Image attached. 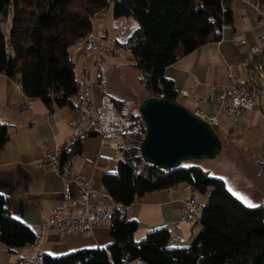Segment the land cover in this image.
I'll list each match as a JSON object with an SVG mask.
<instances>
[{
  "label": "trees",
  "instance_id": "16d2710c",
  "mask_svg": "<svg viewBox=\"0 0 264 264\" xmlns=\"http://www.w3.org/2000/svg\"><path fill=\"white\" fill-rule=\"evenodd\" d=\"M231 2L0 0V76L18 82L27 99L41 101L49 109L69 107V98L77 89L72 50L92 31L94 17L109 10L112 19H130L137 24L125 40L117 42L130 53L132 67L145 75L143 88L152 97L178 103L172 83L164 79L165 69L202 46L220 41L223 28L233 24ZM260 3L264 7V0ZM96 80L101 86L102 69ZM252 84L262 90L254 80ZM114 102L121 111L123 102ZM128 117L138 120L140 115ZM214 131L218 135L217 128ZM145 134L142 122L131 127L116 172L102 179V189L123 207L115 211L108 226L112 244L58 258L42 255L40 264H264V203L245 206L223 180L199 166L182 164L161 170L145 163L139 149ZM9 137L7 126L0 123V151ZM80 140L71 142L62 158L78 154ZM258 166L264 173V161L259 160ZM179 184L189 185L200 196L208 195L200 230L189 246L168 248L164 229L135 242L138 224L126 217L125 208L136 198ZM34 238L30 228L10 217L8 200L0 196V243L13 252Z\"/></svg>",
  "mask_w": 264,
  "mask_h": 264
},
{
  "label": "crops",
  "instance_id": "0c3cea01",
  "mask_svg": "<svg viewBox=\"0 0 264 264\" xmlns=\"http://www.w3.org/2000/svg\"><path fill=\"white\" fill-rule=\"evenodd\" d=\"M231 8L233 24L223 28L220 41L202 46L180 58L164 71V79L172 83L177 93V102L190 111L198 109L209 115L214 113L215 105H199V101L215 95L217 91L213 89L214 86L222 87L226 84L228 68H236L240 77L248 80L253 79L245 77L243 70L249 71L248 75L251 70H256L257 66H262L264 70V51L256 58L255 63L247 58L248 49L262 36L261 31L254 26L255 13L240 0H232ZM107 12L108 16H101L103 13H100L93 21H105V31L113 40L123 41L136 29L133 24L124 22L128 19H113L116 29L110 30L113 22L111 23L110 11ZM93 26L92 23V28L95 29ZM93 33L96 34V31ZM237 36H242L244 45L234 41ZM71 55L74 70L78 69L76 77L90 71V59L80 57L74 50ZM104 64L99 65L94 73L104 69ZM95 80L96 77L93 86L95 99L106 94L122 102L106 89L104 79L101 86ZM143 90L144 93L136 102L134 110L128 111L124 109V105L121 106L124 115L136 114L140 103L150 96L144 88ZM182 91L187 92L188 96L182 97ZM25 102L26 96L19 85L17 87L14 80L0 76V123L7 126L10 136L0 151V196L8 200L10 217L30 228L36 236L41 224L50 219L53 208L65 198H76L77 185L71 183L70 193L66 196L63 193L61 178L39 164L45 148L61 143L62 152L70 150L67 149L71 143L68 127L71 117L69 107L49 109L41 101L30 100L28 111H19L18 107ZM217 131L222 143L219 155L224 156L220 159L217 158L218 155L213 159L215 164L210 163L209 166L212 171L203 170L210 176L223 180L228 191L232 189L229 192L245 206L247 205L244 200L233 193L256 206L264 203V173L260 172L258 166L259 160L264 161V108L260 98L257 107L236 122L232 123L221 115ZM79 142L81 151L69 156L72 157L73 172L82 175L91 187L102 188L103 177L116 172L122 153L100 144L96 137H85ZM245 166L251 168V175L241 172ZM223 168L234 169L235 175L226 176L220 172ZM193 197L198 198L203 209L202 199L207 202L208 197L196 194L187 184L170 187V190L164 188L136 198L124 210L126 217L138 224L133 240L142 242L148 233L174 226L170 233L174 242L168 240L167 247H188L200 230L199 223L181 222L184 203ZM111 244L108 226H96L90 232H77L64 237L46 231L40 245V253L41 257L47 255L58 258L84 249H104ZM31 254L27 246L10 252L0 243V264H16L20 259L29 258ZM129 264L138 263L134 261Z\"/></svg>",
  "mask_w": 264,
  "mask_h": 264
},
{
  "label": "built area",
  "instance_id": "2783aa9c",
  "mask_svg": "<svg viewBox=\"0 0 264 264\" xmlns=\"http://www.w3.org/2000/svg\"><path fill=\"white\" fill-rule=\"evenodd\" d=\"M250 7L256 15L254 26L262 32V36L248 49L247 58L256 62V58L264 51V13L252 0H240ZM234 41L238 44H245L242 36H237ZM82 58L91 60L89 72L81 75L85 82V97L76 98L75 94L69 98V109L71 117L68 121L71 142L85 137H96L100 144L111 147L113 150L122 153L128 146V132L131 127L141 121L132 120L119 111L113 99L102 94L97 99L94 97V80L92 73L97 64L106 57L118 60H126L131 55L122 48L117 41L113 40L108 33L97 32L89 39V44L79 49L77 53ZM256 69L261 70L262 66ZM227 82L222 87L214 86L216 94L203 98L199 105L213 104L216 110L211 115L200 110L193 114L208 124L211 128L219 126V116H226L230 122H236L245 117L257 107L259 90L252 84L253 80L240 77L236 68H228L226 73ZM18 87V82H16ZM161 89V86H158ZM264 88V87H263ZM182 97H187V92H180ZM161 97H163L161 95ZM19 111L27 112L29 107L20 105ZM62 144H55L44 149V154L39 162L45 170L57 175L63 183V193L68 196L71 183L77 185V196L75 199L65 198L58 206L52 209L51 217L41 224L39 233L32 243L27 247L32 254L29 258L20 259L16 264H40V245L46 231H52L59 237L69 236L74 233H87L96 226H109L112 217L117 210L123 207L113 198L112 201H105L106 190L98 187H91L88 181L80 174H75L72 168V157L62 158ZM170 190V187L167 190ZM208 197V195H206ZM200 202L197 197L187 200L183 206L181 222L199 223ZM174 226L168 227L169 242H174L170 233ZM138 264L141 261H137Z\"/></svg>",
  "mask_w": 264,
  "mask_h": 264
},
{
  "label": "water",
  "instance_id": "95a60500",
  "mask_svg": "<svg viewBox=\"0 0 264 264\" xmlns=\"http://www.w3.org/2000/svg\"><path fill=\"white\" fill-rule=\"evenodd\" d=\"M137 111L146 127L139 148L145 163L171 170L220 154L222 143L214 129L181 104L149 96Z\"/></svg>",
  "mask_w": 264,
  "mask_h": 264
},
{
  "label": "rangeland",
  "instance_id": "374dc122",
  "mask_svg": "<svg viewBox=\"0 0 264 264\" xmlns=\"http://www.w3.org/2000/svg\"><path fill=\"white\" fill-rule=\"evenodd\" d=\"M103 15L108 16V12L107 11L104 12L101 16H103ZM110 17H111V15H110ZM110 19H111V23L113 22L111 24L112 26H111L110 30H112L113 28L116 29V25L114 24L112 17ZM124 22H127V24H133L137 28V24L130 19H128L127 21H124ZM92 23H93V25H94L93 27L95 29H103L104 31L103 30L98 31V30H95L93 28L91 30H93L94 32L97 31V32L107 33V31H105L106 30V22L105 21H98L97 19H95V21H93ZM260 33L262 35V32H260ZM90 63H91V61H90ZM103 63H105L104 64L105 66H104V69H102V73H103V79L105 82L106 89L115 98L122 100V102H123L122 105L125 106L124 107L125 110H128V111H130L131 109L134 110L136 102L144 93L143 85L145 83L144 82L145 81L144 80L145 75L143 74V72L137 71L136 69H134L132 67V65H133L132 59L118 60L115 58L106 57L105 61H103L102 63L100 61L97 64L96 69H98L99 65H101ZM74 71H75V75H78V69L76 68ZM243 71H244L243 75L245 77L252 78L254 80V82L257 83L260 86V88H262V90H259V98L261 101V106L264 108V88H263L264 87V70H262V69L261 70H258V69L251 70L249 75L247 74V72L249 73V71H247L246 69ZM92 77H93V80H94V77H96V74L94 72L92 73ZM95 82H96V80H95ZM113 101H114V99H113ZM196 110H198V109H196ZM194 111H191V112H194ZM125 116L128 117L127 115H125ZM223 156L224 155L221 154L217 158L220 157V159H221ZM213 162H214L213 160H207V159L199 160V161H190V162L184 163V166L197 165V166H200L204 170H206V169L211 170L212 168H210L209 166H210V163L212 164ZM213 164H215V163H213ZM217 172H219V170L216 171V173ZM220 172L224 173L226 176H234L235 175V170L232 168H223L222 170H220ZM241 172L245 173L246 175L252 174L251 168H249L247 166H245L243 169H241ZM202 202H203V205L205 207L207 202L203 199H202ZM204 207H203V209H204Z\"/></svg>",
  "mask_w": 264,
  "mask_h": 264
},
{
  "label": "bare ground",
  "instance_id": "6f19581e",
  "mask_svg": "<svg viewBox=\"0 0 264 264\" xmlns=\"http://www.w3.org/2000/svg\"><path fill=\"white\" fill-rule=\"evenodd\" d=\"M254 5H258L259 9L264 13V7L261 5L260 0H252ZM95 34L93 33V30L87 35V37L79 42H77L74 46V51L76 53L79 52V49L84 48L87 44H89V39L94 36ZM76 84H77V89H76V98H83L85 97V82L83 78H81V75L76 77ZM19 87L21 88V85L18 83ZM30 100L26 98V102L22 105L29 106ZM193 113V112H192ZM100 190H103L102 188H99ZM105 201H112V198L108 195L105 194ZM202 206V205H200ZM202 207H199V220L202 217ZM41 256V253L39 252V257Z\"/></svg>",
  "mask_w": 264,
  "mask_h": 264
},
{
  "label": "snow or ice",
  "instance_id": "6c2138e0",
  "mask_svg": "<svg viewBox=\"0 0 264 264\" xmlns=\"http://www.w3.org/2000/svg\"><path fill=\"white\" fill-rule=\"evenodd\" d=\"M229 191H232V189H229ZM233 194H234V195H237L238 198L243 199L244 202L246 203V205H247L248 207H250V208L256 207L255 204L251 203V202H250L249 200H247L246 198L239 197V195L236 194V193H233Z\"/></svg>",
  "mask_w": 264,
  "mask_h": 264
}]
</instances>
